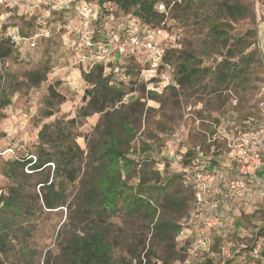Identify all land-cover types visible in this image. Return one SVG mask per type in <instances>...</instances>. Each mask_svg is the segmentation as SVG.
<instances>
[{"label": "rangeland", "instance_id": "obj_1", "mask_svg": "<svg viewBox=\"0 0 264 264\" xmlns=\"http://www.w3.org/2000/svg\"><path fill=\"white\" fill-rule=\"evenodd\" d=\"M85 1L97 5L106 0ZM235 1H239L249 12L246 17L234 21L224 20L217 6L210 5L213 0H183L179 8L168 12L166 23L156 29V32L159 31L156 36L164 50L159 67L153 69L144 53L133 55L128 52L119 60L118 66L125 75L126 95L121 104L107 111L109 119L107 115L97 113L88 118L78 117L79 110L88 102V98L84 99L85 91L91 85L83 78V73L90 68L85 70L83 59L87 53L76 31L81 25L76 10L42 4L41 9L27 14L26 7L9 9L0 6V41L14 35L20 37L18 43H13L12 55L4 61L0 60V73L4 75L2 86L8 98L4 100L0 96V196L7 195L9 188L17 185L15 180L4 175L12 156L3 153L13 149L18 158L36 155L38 133L46 123L60 121L62 126H67L86 154L99 141L100 131L107 121H110L109 124L117 121L133 127L129 157L136 162L143 159L154 161L153 167L163 171L164 176L179 174V165L175 161L181 156L180 151L200 147L205 155H217L224 149L220 140L215 143L208 141L218 130L220 118L228 111L237 113L241 123L246 118H253L258 124L261 120L259 91L264 81V0ZM78 2L80 0H73V5ZM54 6L57 4L54 3ZM99 13V22L95 26L105 33L137 26L131 16L117 11L111 3L100 4ZM213 15L231 25L226 29L230 37L228 48L236 38L255 43L252 47L253 60L243 70V81L222 84L213 75L206 74L194 84L180 86L175 77L178 64L183 61L178 56L188 52L200 58L202 67L213 71L227 53L226 49L212 46L208 24L213 21ZM121 35L125 37L123 33ZM30 39L36 42L35 47H30ZM234 49L240 50V46ZM45 67L49 69L47 81L39 87H31V73ZM50 86L65 97L64 102L55 100L53 105L47 104ZM1 101H8L9 105L1 106ZM48 113L52 116L48 117ZM73 119L75 124L70 123ZM145 145L148 148L144 150ZM124 148L128 149L127 146ZM200 161L206 163L207 159L201 158ZM85 162L81 179L88 177L91 168L96 165L90 163L89 158ZM52 170H49L51 177ZM24 173L27 174L25 169ZM136 177L133 174L128 180L130 186L138 184ZM40 178L42 176L37 175L29 185L25 183L32 205L41 203ZM123 179L127 181L125 173ZM181 189L182 197L191 199V189L185 185ZM81 191L79 182L68 184L66 207L49 211L40 206L32 221L24 223L26 230L16 232L18 239L28 245L24 257L19 255V247L14 246L7 256L0 254V264H25L26 260L31 264H61L67 241L74 233L88 231L92 219L96 217L91 215L85 220L88 208L84 205L79 207L77 199ZM161 197L162 194H153L158 201ZM259 201L255 198L247 205H238V212L229 211L223 224L213 232L208 250L195 257L189 256L187 251L196 239L198 226L196 221L193 220V223L188 219L189 203L182 217L175 215L181 225L175 239L176 255L173 259L170 253L161 251V255L169 258L170 264H264V204ZM108 222L112 223L110 235L116 241L114 256L117 259L129 257L131 245L139 241L146 245L151 243V225L147 222L126 219L124 212L108 219L105 226Z\"/></svg>", "mask_w": 264, "mask_h": 264}, {"label": "trees", "instance_id": "obj_2", "mask_svg": "<svg viewBox=\"0 0 264 264\" xmlns=\"http://www.w3.org/2000/svg\"><path fill=\"white\" fill-rule=\"evenodd\" d=\"M182 1L106 0L95 5L92 2L80 0L78 3H86L93 7L95 12L92 16V26L102 37H110L116 33H125L127 30H133L140 35L144 31L146 34H152L166 23L167 13L179 8ZM104 3H111L117 11L131 16L137 26L135 28L128 26V28H122L110 34L101 31L95 26V23L99 22L100 4ZM210 5L217 6L218 12L224 20L234 21L244 18L249 12L245 6L235 0H224L223 2L213 0ZM208 26L212 46L226 49L227 53L217 63L213 71L208 67H202L200 58L188 52L178 56V59L183 61L178 64L175 77L180 86L194 84L198 78L206 74L213 75L222 84H229L236 80L243 81V70L253 60L254 49L252 47H255V43L247 39L236 38L228 48L230 37L226 29L231 27L230 23L213 15V21ZM76 31H79V27L76 28ZM237 45L240 46V50L236 51L234 48ZM248 50L251 51L246 54L245 52ZM13 51L12 39L2 38L0 60L8 59ZM133 55L138 54L133 53ZM118 62L85 61V70L90 69L87 73H83V78L91 85V88L85 91L84 99L88 98V102L78 112L80 119L88 118L96 113L107 115L109 119L110 115L107 111L112 106L121 104L126 95L125 75L121 73L123 69L118 66ZM48 73L49 69L46 67L33 71L29 77V85L39 87L47 81ZM117 75L120 79L115 78ZM3 81L4 75L0 73V96L5 98L4 100H8L2 86ZM263 83L264 81L260 88ZM55 100L62 103L65 101V97L54 90L53 86H50L46 102L51 106ZM1 102V106L9 105L8 101ZM47 116H52V113H48ZM59 122L46 123L39 131V143L36 155H34L36 162L30 166L31 173L25 174L24 169L33 162V159L10 158L12 161L7 162L4 175L15 180L17 185L10 187L7 195L0 196V254L7 256L14 246H18L19 255L24 257L28 245L18 239L16 232L26 230L23 227L24 223L32 221L33 215L37 213L40 206L49 211L66 207L67 185L79 182L82 191L77 196L78 206L84 205L88 208L85 211V220H88L91 215L96 217L92 219V226L88 231L84 234L74 233L67 241L62 252L63 262L61 264H170L169 258L167 259L160 252L170 253L171 259H173V255H176L175 239L180 233L181 225L175 215L178 214L182 217V212H186L188 204L191 203L188 219L192 221V212L197 208L195 189L187 177L180 171L177 175L164 176L163 171L153 167L154 161L143 159L136 162L129 157L132 144L130 136L134 133L133 127L119 124L117 121L109 124L110 121H107L105 127L100 131L99 141L92 146V151L86 154L71 136L69 128L62 126ZM237 122L241 123L239 116ZM70 123L75 124V119ZM124 146H127L128 149H125ZM147 148L148 146L145 145L143 149ZM181 156L183 163L195 164L194 149H186V152ZM87 158L90 163L96 165L91 168L88 177L81 179L80 174L83 164L86 165ZM138 167L139 169H137ZM51 169H53V177L49 172ZM124 173L127 181L123 179ZM133 174L137 175L138 179V184L135 187L128 183ZM37 175L42 176L39 179L42 198L40 205H32L29 202L25 183L27 182L29 185L30 180ZM182 185L191 189V199L182 197L183 190H180ZM154 193L162 194L159 201L153 198ZM36 198L38 200V195ZM119 212H124L126 219L149 223L152 234L149 245L139 241L131 245L130 256L121 259L114 256L116 241L111 239L110 235L112 223L108 222L107 226L104 224ZM25 264L31 263L26 260Z\"/></svg>", "mask_w": 264, "mask_h": 264}, {"label": "built area", "instance_id": "obj_3", "mask_svg": "<svg viewBox=\"0 0 264 264\" xmlns=\"http://www.w3.org/2000/svg\"><path fill=\"white\" fill-rule=\"evenodd\" d=\"M42 4L51 5L50 0H0V6L9 9L28 7L38 10L42 8ZM62 8L67 10L75 9L79 15L81 25L78 37L87 53L83 61L117 62L123 55L132 52L138 55L146 54V61L150 63L153 69L161 65L164 50L156 36L159 31H155L152 34H146V31H144L140 35L133 30H127L123 33L125 37L117 33L110 37H102L96 28L92 26V16L95 12L93 7L86 3L77 7L68 2L64 3ZM11 39L13 43H18L20 37L14 35L11 36ZM30 40V47H35L36 42L34 39ZM258 109L261 116L260 122L253 124L252 127L240 134H236V129L239 126L237 122L238 114L234 111H228L221 118L217 133L208 141L209 143L214 142L218 136L226 139L227 149L234 152L236 158L233 176L221 171L208 169L200 161L201 158H206L200 147L195 150L196 161L194 165L183 163L182 156L175 161L179 165L180 172L187 177L195 189L197 208L192 212V221L201 222L196 239L187 248L191 257L208 250L211 245L213 232L223 224V208L227 203L238 198H257L260 201H264V193H258L252 187L259 171L264 168V83L259 91ZM246 120L255 122L253 118H247ZM185 152L180 151V154ZM6 154H10L13 159H18L13 149H7L3 155ZM27 158L33 159V162L25 167V171L31 173L32 169L30 166H33L36 162V157L30 155ZM50 165L52 166L53 164ZM215 183L224 187L217 199L213 197Z\"/></svg>", "mask_w": 264, "mask_h": 264}, {"label": "crops", "instance_id": "obj_4", "mask_svg": "<svg viewBox=\"0 0 264 264\" xmlns=\"http://www.w3.org/2000/svg\"><path fill=\"white\" fill-rule=\"evenodd\" d=\"M71 2V4L73 5V0H50L51 5L53 8H58V9H62V5H64V3H68ZM54 3L57 4V6H54ZM83 3H77V7L82 6ZM74 6V5H73ZM27 8V14H29V12H31L32 14L36 12V10H33L31 8ZM22 9V8H20ZM25 10V9H24ZM80 27V26H79ZM253 124H256L253 120H244V122L240 123L239 126L236 129V134H240L243 131H246L248 128L252 127ZM238 132V133H237ZM220 140V141H219ZM221 142L223 143V147L224 149H221L220 151H218L216 154L217 155H213V154H208L206 155L207 158V162H206V167L210 170H217V171H221L223 173H227V175L229 176H233V169L236 166V158H235V153L231 152L227 149V141L225 138L219 137L216 139L215 142ZM223 185V184H222ZM252 187L257 190L258 193H264V168L259 171L256 179L253 181ZM224 187L218 185V183H215L214 187H213V197L214 199H217L219 194L221 193L222 189ZM253 199H246V198H238L235 199L232 202L227 203V205L223 208V213H224V217L227 213L233 212L236 213L239 211V207L238 205L241 207V205H247L249 204ZM262 202V204H264V201H259ZM228 210V211H227ZM193 222V221H191ZM194 223V222H193ZM200 221L197 222L196 226V235L198 233V228L200 225Z\"/></svg>", "mask_w": 264, "mask_h": 264}]
</instances>
